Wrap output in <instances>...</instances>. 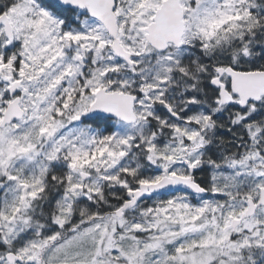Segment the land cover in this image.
Masks as SVG:
<instances>
[{"label": "snow or ice", "instance_id": "obj_1", "mask_svg": "<svg viewBox=\"0 0 264 264\" xmlns=\"http://www.w3.org/2000/svg\"><path fill=\"white\" fill-rule=\"evenodd\" d=\"M0 264H264V0H0Z\"/></svg>", "mask_w": 264, "mask_h": 264}]
</instances>
